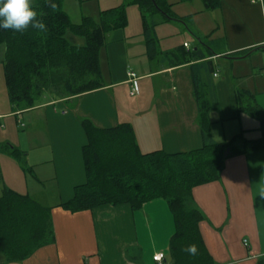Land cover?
Masks as SVG:
<instances>
[{"label": "crops", "instance_id": "0c3cea01", "mask_svg": "<svg viewBox=\"0 0 264 264\" xmlns=\"http://www.w3.org/2000/svg\"><path fill=\"white\" fill-rule=\"evenodd\" d=\"M124 2L106 1L100 10ZM168 3L184 19L154 16L159 19V53L153 58L147 53L141 10L127 6V25L107 33L100 52V88L67 99L49 98L23 110L15 109L6 94L0 125L8 135L16 134L20 147L28 144L31 175L15 170L3 185L50 206L54 233L51 242L23 260L7 261L0 251V264H157L153 256L158 252L164 253L163 264H173L169 245L175 224L162 198L135 210L126 203L79 211L62 205L87 180L81 117L103 128L129 123L143 152L177 153L205 143L194 74L196 90L209 106L208 141H227L218 140L215 129L241 119L238 91L253 94L264 108L263 0H221L215 9L203 0ZM131 11L137 19L134 28ZM180 46L199 49L203 56L176 64L164 52ZM130 71L137 77V93H132ZM192 196L204 214L200 232L215 264H264V148L228 157L220 178L194 186Z\"/></svg>", "mask_w": 264, "mask_h": 264}, {"label": "trees", "instance_id": "16d2710c", "mask_svg": "<svg viewBox=\"0 0 264 264\" xmlns=\"http://www.w3.org/2000/svg\"><path fill=\"white\" fill-rule=\"evenodd\" d=\"M63 1L54 0L56 7L53 9L46 0H32V6L38 13L37 19L44 22L45 31L29 28L21 33L0 29L6 94L15 109L32 108L42 103L46 95L53 99H67L100 88L103 85L100 52L107 33L127 25L128 5H138L141 10L143 34L150 58L159 53L155 34L158 20L154 14L160 13L161 21L184 19L173 13L168 0H127L101 10L98 19L84 16L79 23H75L64 9ZM203 2L208 9H215L221 4V0ZM76 36L83 37L85 42L76 43ZM165 53L174 58L176 64L203 56L199 49L185 50L184 46ZM199 65L193 64V67ZM194 76L199 104L198 123L205 138L203 147L177 153L161 149L143 152L131 124L103 128L89 117H81L87 136L83 147L87 180L75 187L70 200L62 203L71 211L125 203L135 210L152 199H165L175 224L169 245L173 264H215L200 232L199 224L204 214L194 204L193 187L219 179L228 157L264 148V108L246 90L236 94L237 113L256 119L258 126L255 129L259 135L245 137L246 129L227 141L206 140L212 122L208 103L196 90L198 79L196 74ZM9 152L21 160L23 152L17 147L9 148ZM53 233L50 206L29 194L7 186L2 188L0 251L7 261L29 257L38 247L51 242ZM188 244L197 246L195 256L182 251Z\"/></svg>", "mask_w": 264, "mask_h": 264}, {"label": "rangeland", "instance_id": "374dc122", "mask_svg": "<svg viewBox=\"0 0 264 264\" xmlns=\"http://www.w3.org/2000/svg\"><path fill=\"white\" fill-rule=\"evenodd\" d=\"M106 1H113V0H64L63 6L66 12L68 13V15L70 16L71 20L75 23H79L84 16H90L93 17L94 19H98L100 13L99 10L101 9V7H105ZM118 1H127V0H118ZM133 6L134 7L132 8H136V10L140 11L139 6L137 5H133ZM130 16H131V28H134L137 19L133 11H131ZM154 16H156L157 18H161L160 13H156L154 14ZM74 39L78 44H83L85 42L83 37L76 36L74 37ZM3 55H4V46L0 45V105L4 104L6 101V85H5L4 72H3ZM49 98L50 96L46 95L44 97V100ZM224 126L225 127L223 128H219L218 126L215 129L218 140L230 139L232 135L239 130L240 127L250 128V130L245 133V137L248 136L254 138L259 135V131L255 129L258 126V121L245 113L241 114V119H239V121L237 120L234 122H230ZM6 129L0 125V156H1L0 190L4 186L3 183L6 185L8 175L14 172L15 170H19L20 172L22 171V173H25L28 176L31 175L29 173V169H28L29 165H28L27 157L25 155V153L27 152V148L29 147L28 144L26 143L25 147L23 146L20 147L17 144L18 142H16L15 140L16 134L11 133L8 135L5 132ZM24 130L25 128L22 131ZM13 146L17 147L19 150L23 152V155L20 157L21 160H18L15 156L13 157V155L10 154L9 148ZM161 200L166 201L163 198Z\"/></svg>", "mask_w": 264, "mask_h": 264}, {"label": "clouds", "instance_id": "9594fccd", "mask_svg": "<svg viewBox=\"0 0 264 264\" xmlns=\"http://www.w3.org/2000/svg\"><path fill=\"white\" fill-rule=\"evenodd\" d=\"M51 8H55L54 0H46ZM37 10L32 6V0H0V29H10L14 32H24L31 28L45 31V24L37 19ZM189 256L197 254V246L188 244L182 249Z\"/></svg>", "mask_w": 264, "mask_h": 264}, {"label": "built area", "instance_id": "2783aa9c", "mask_svg": "<svg viewBox=\"0 0 264 264\" xmlns=\"http://www.w3.org/2000/svg\"><path fill=\"white\" fill-rule=\"evenodd\" d=\"M187 46V44L185 43ZM129 76L132 82V93H137L138 92V82H137V77L135 75V72L130 71ZM164 253L163 252H158L154 254L153 259L156 261L157 264H163L164 262Z\"/></svg>", "mask_w": 264, "mask_h": 264}]
</instances>
